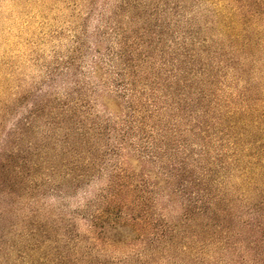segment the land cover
<instances>
[{
	"label": "trees",
	"instance_id": "obj_1",
	"mask_svg": "<svg viewBox=\"0 0 264 264\" xmlns=\"http://www.w3.org/2000/svg\"><path fill=\"white\" fill-rule=\"evenodd\" d=\"M237 9L243 12L239 23H223L221 39L186 40L173 51L163 62L164 69L170 68H156L159 72L145 96L133 87L135 81L124 85V96H138L128 108V119L136 121L128 125L126 120L123 139L117 148L108 149L120 161L109 179L115 190L110 203L88 217L87 239L93 250L142 247L132 251L134 264H264V23H257L264 17V0H239ZM61 109L62 121L51 123L55 132H62L53 146H63L57 153L60 166L68 177L80 168L97 170L106 153L94 145L91 134L101 138L108 128L96 120L91 121L93 128L79 121L70 125L78 108ZM46 112L36 105L24 117V140L34 120L53 114L52 109ZM134 131L141 141L135 143L137 151L160 163V172L153 181L142 172L138 181L126 186L122 181L132 176L121 152ZM52 140L49 137V145ZM42 159L41 146L34 143L24 149V157L15 152L0 155V191L9 196L24 191V199L39 194L50 173L57 171ZM79 176L84 179L87 172ZM175 180L179 185L165 195L170 204H156L154 195ZM127 187L139 189L138 199L147 197L155 211L150 213L148 203L136 206L133 215L112 211L111 204ZM178 197L183 198L180 206ZM169 210L176 220L169 219ZM25 220L30 223L31 217ZM34 224L31 237L37 241L24 245V264L128 263V257L110 262L101 252L98 258L93 253L71 254L73 248L54 260L51 251L61 246L40 247L39 238L48 230ZM0 264L7 260L0 257Z\"/></svg>",
	"mask_w": 264,
	"mask_h": 264
},
{
	"label": "rangeland",
	"instance_id": "obj_2",
	"mask_svg": "<svg viewBox=\"0 0 264 264\" xmlns=\"http://www.w3.org/2000/svg\"><path fill=\"white\" fill-rule=\"evenodd\" d=\"M238 5L239 0H0V155L15 152L24 157V149L34 143L41 146V161L57 166L33 198L24 199V191H16L17 196L0 191V257L7 264H24V245L37 241L31 237L34 223L48 230L39 238L42 243L48 239V246L40 247L61 246L51 251L54 260L72 248L71 254L93 253L98 258L101 250H93L87 239L88 217L110 203L115 190L109 179L120 157L108 149L114 150L123 139L126 120L128 125L136 121L128 119V108L138 96H124V85L135 81L133 87L145 96L159 72L156 68L164 69L163 62L186 40L221 39L223 23H239L243 12ZM258 22L264 23V17ZM36 105L53 114L34 120L24 140V117ZM63 106L78 108L70 125L79 121L93 128L91 121L96 120L108 128L101 138L91 134L94 145L106 153L97 170L80 168L68 177L60 166L57 153L63 146H53L62 132H55L51 123L62 121ZM183 139L180 135L178 140ZM135 143H141L137 131L129 134L121 152L132 176L122 181L126 186L138 181L142 172L152 181L160 172V163L144 157ZM84 172L87 177H78ZM178 185L175 180L155 193V203L168 204L165 195ZM125 189L111 204L112 211L133 215L140 203H148L150 213L155 211L147 197L138 199L139 189ZM182 201L178 197L176 206ZM167 216L176 220L173 211ZM26 217H31L30 223ZM135 247H106L101 253L110 262L128 257L127 264H134L131 254L142 250Z\"/></svg>",
	"mask_w": 264,
	"mask_h": 264
}]
</instances>
